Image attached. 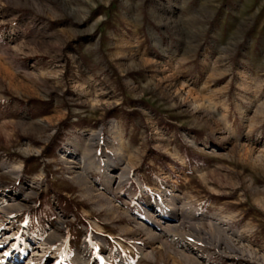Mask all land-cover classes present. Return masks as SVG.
<instances>
[{
  "label": "rangeland",
  "instance_id": "rangeland-1",
  "mask_svg": "<svg viewBox=\"0 0 264 264\" xmlns=\"http://www.w3.org/2000/svg\"><path fill=\"white\" fill-rule=\"evenodd\" d=\"M0 199V264H264V0H0Z\"/></svg>",
  "mask_w": 264,
  "mask_h": 264
},
{
  "label": "bare ground",
  "instance_id": "bare-ground-1",
  "mask_svg": "<svg viewBox=\"0 0 264 264\" xmlns=\"http://www.w3.org/2000/svg\"><path fill=\"white\" fill-rule=\"evenodd\" d=\"M98 145H99V133H94L93 135H91V137L87 141V144L84 146L80 160L81 161H84V160L89 161L91 164H94L96 161L95 147H97ZM104 167H105V170L107 172V174L105 176L107 177V180H109L110 179L108 176L109 171H110V169H113L115 167L110 158L106 161V163L104 164ZM87 168H88V166H87ZM97 169H98V167H97ZM127 170H128L127 167H123L122 170H120V174L118 176V183L119 184L127 181V179H128V171ZM77 179L81 182V184L83 186H86L87 184H89L88 182H85V176L83 175L82 172L77 175ZM18 208H19L18 205L13 204V203L9 202L8 200L0 199V210L10 211L11 209H18ZM109 210L112 211V205L110 203H109ZM157 217H159V216H157ZM183 218L184 217L177 216V214L173 213L172 211L167 215L162 214L161 219H163L165 222L168 221L169 223H167L163 226L160 225V227H159L160 232L157 233V235L155 236V239L159 241L161 246L168 248V250L170 249V247L171 248L172 247H179L180 245H182L181 243L184 242V240H191L192 239L191 235L189 234L190 230L194 233H197V234L200 233V231L196 227L194 228L193 226L192 227L188 226V230H187L186 229L187 225L184 226L185 221ZM59 226H60V224H59ZM147 232L150 233L149 231H147ZM166 233L168 235H165ZM49 238L52 240L53 239L54 240L60 239L59 236L54 231L49 234ZM87 250H88V246L85 248H82L79 255L76 254L77 264H103V260L101 257H99V259L97 261H92L91 259H89L87 256ZM60 257H63V252L60 254ZM148 257H150V256H148ZM189 260H190L191 264H196V262L193 261V259H189Z\"/></svg>",
  "mask_w": 264,
  "mask_h": 264
}]
</instances>
